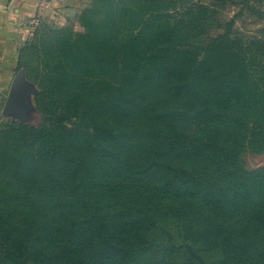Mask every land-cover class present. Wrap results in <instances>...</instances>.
<instances>
[{
	"label": "trees",
	"instance_id": "16d2710c",
	"mask_svg": "<svg viewBox=\"0 0 264 264\" xmlns=\"http://www.w3.org/2000/svg\"><path fill=\"white\" fill-rule=\"evenodd\" d=\"M199 10L163 23L157 35L184 37L182 28L191 33L201 21L205 28L201 15L212 7ZM172 16L137 7L127 15L107 10L98 22L85 14L83 35L52 30L36 44L43 59L37 107L46 119L0 131V264H41L42 242L55 244L49 264H135L149 249L152 225L177 229L189 244H174V252L186 249L191 264H264V167L239 163L264 136L255 38H230L228 28L203 59L192 45L139 49L147 23ZM105 112L118 125L150 113L162 128L115 129L100 121ZM115 179L147 191L108 201L102 190ZM40 209L63 218L54 223ZM82 218L95 229L80 228ZM113 228L134 242L112 252ZM77 240L89 253L60 259Z\"/></svg>",
	"mask_w": 264,
	"mask_h": 264
},
{
	"label": "rangeland",
	"instance_id": "374dc122",
	"mask_svg": "<svg viewBox=\"0 0 264 264\" xmlns=\"http://www.w3.org/2000/svg\"><path fill=\"white\" fill-rule=\"evenodd\" d=\"M65 2L63 11L58 12V16L55 18L33 19L28 23V32L26 34V42L19 50L17 74L14 84L10 85V90L7 93L6 90L0 92V131L7 129L13 124H26L38 127L45 124L46 115H43L37 107V99L40 93V88L37 85V81L42 76L43 59L41 57V49L36 48V44H41L47 37V32L52 30L65 31L71 36H80L85 33L84 16L87 14L93 21L98 22L107 16V10L113 11L115 8L123 10V14L127 15L133 8L146 11L157 10L158 12L169 13L172 16L159 20L152 18L146 25L144 36L146 37L141 41L140 48L143 51H149L153 48H165L177 46L178 48L188 47L192 45L198 50L195 52L199 55V59L205 57L207 46L218 35L225 34L227 29H231L230 38L237 37L240 40H248L249 38H255L256 46L252 47V63L255 66L264 64V0H63ZM213 5V6H211ZM200 6L212 7L211 12L207 10L202 12V17L207 21V25L204 28L202 21L199 24L200 29L194 30L191 33H187V28H182L181 32L185 33L184 37H175L173 40H165L157 35V31L161 29L163 23H170L174 26L173 21L180 19L183 13H199ZM140 16V12L138 11ZM59 16L61 18H59ZM186 20H189V18ZM204 23V22H203ZM227 23L230 27H227ZM187 25V24H185ZM155 49V51L157 50ZM213 48L210 47V51ZM108 112H105L100 116V121L115 129H143L146 128L149 134H152L162 128V124L152 120V114H144L136 116V121L127 120L125 122L120 121L119 125L114 121L116 117L110 119ZM264 124V119L262 121ZM192 132L197 133V129L193 127ZM257 152H247L240 158L241 166L246 170H255L264 167V136L260 137L257 141ZM197 165V160L192 163ZM111 181V180H110ZM105 193L108 194L107 200L113 201L112 195L124 196L134 191H139L137 188H133L128 184H124L120 179L112 180L107 184ZM147 190L141 189L139 192H146ZM113 205V204H112ZM114 213L122 210L121 205H113ZM45 211L46 214L53 216L54 223H59V217L63 214L61 211L58 213L40 209ZM109 212V208L101 211ZM131 213H134L133 211ZM128 218L127 215L123 216V219ZM83 219V218H82ZM79 224L80 228L95 229V221L92 224L84 222ZM114 219L110 220L113 222ZM151 231L147 233L149 249H146L144 257L139 254L137 262L135 264H191L190 256L192 254L186 249L178 253L174 252V246L181 247L185 243L182 238L179 237L177 229H171L170 225L167 228H155L152 225ZM107 236L106 240L111 244V251L114 252V248L120 246L123 249V245L127 244V241L134 242L131 236L126 233L120 232L113 228ZM102 242V239L98 241ZM83 240H77L72 243V248L68 253L60 259L72 260L78 258L80 255H86L89 253L88 249L83 248L81 243ZM76 244V246H75ZM175 244V245H174ZM39 249L42 251L43 256L41 264H49L52 256H54L56 249L55 244L42 242L39 244ZM187 252V254H186ZM108 258H102L99 262H93V264H108ZM86 264V263H84ZM162 264V262H161Z\"/></svg>",
	"mask_w": 264,
	"mask_h": 264
},
{
	"label": "crops",
	"instance_id": "0c3cea01",
	"mask_svg": "<svg viewBox=\"0 0 264 264\" xmlns=\"http://www.w3.org/2000/svg\"><path fill=\"white\" fill-rule=\"evenodd\" d=\"M64 4L63 0H0V92L8 93L16 80L19 50L30 20L55 18Z\"/></svg>",
	"mask_w": 264,
	"mask_h": 264
}]
</instances>
